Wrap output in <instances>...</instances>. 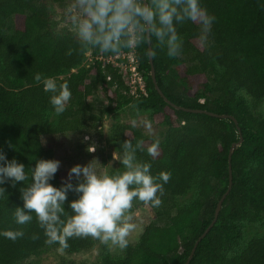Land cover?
<instances>
[{"label": "trees", "instance_id": "obj_1", "mask_svg": "<svg viewBox=\"0 0 264 264\" xmlns=\"http://www.w3.org/2000/svg\"><path fill=\"white\" fill-rule=\"evenodd\" d=\"M200 3L216 17L211 44L203 50L197 45L199 25L191 21L178 25L184 41L182 54L169 58L166 49H156L153 59L157 82L177 105L235 116L243 142L232 156V189L189 264H264V233L242 241L244 223L264 224V0ZM55 4L66 6L65 0H0V150L8 160L24 164L30 175L37 160L56 159L65 134L100 127L104 113L130 103L150 111L152 120L168 124L164 141L127 124L114 127L113 141L122 151L121 143L126 139L133 144L143 140L145 146L159 140L156 159L147 155L146 147L136 155L139 162L151 163L153 176L161 171L172 174L161 197L165 207L153 213L168 224H148L139 243H129L123 257L105 255L98 264H133L135 260L137 264H184L228 189L229 152L240 139L238 126L231 118L177 109L165 101L151 76L147 46L137 48L147 95L125 94L121 75L113 71L114 76L107 80L110 69L115 68L109 64L103 68L98 60L87 69L74 71L84 64L89 50L82 54L71 28L59 26L54 18ZM69 50L71 55L67 54ZM36 73L52 77L58 84L68 83L72 96L63 114L54 111L49 102L52 94L35 82ZM115 81L123 93L117 96L115 105L98 111L90 101L94 90L101 84L107 93L108 84ZM68 171L59 168L49 183L60 187ZM120 171L122 165L110 174ZM25 186L17 182L13 187L11 181L0 185L6 192L0 197V232L17 228L25 231V237L15 242L0 235V264H17L48 246L34 213L32 222L26 225L14 222L15 208L23 207L20 189ZM194 188L193 200L185 204L177 201ZM78 195L68 192L66 211L71 212L69 203ZM186 223L190 224L191 235L182 236L180 241L177 237L185 228L181 224ZM34 233L39 236L35 241L30 239ZM68 243L65 251L78 253L92 249L95 241L73 238Z\"/></svg>", "mask_w": 264, "mask_h": 264}, {"label": "clouds", "instance_id": "obj_2", "mask_svg": "<svg viewBox=\"0 0 264 264\" xmlns=\"http://www.w3.org/2000/svg\"><path fill=\"white\" fill-rule=\"evenodd\" d=\"M63 16L82 54L96 49L100 53L119 55L124 50L147 46L146 52L152 57L159 48L166 49L169 58L182 54L184 41L178 25L188 21L199 25L196 43L203 50L216 20L200 0H70ZM67 54L71 55L72 51ZM34 80L42 84L43 91L52 94L49 102L56 114H63L72 96L68 83L58 84L54 78L41 73H36ZM131 125L143 126L148 135L153 133V125L148 120L133 119ZM145 147L147 155L156 159L159 140L145 146L143 140L133 144L126 139L121 143L122 154L113 153V160L122 164L123 171L115 174L99 171L94 163L97 160L93 159L84 165H73L60 187L49 183L60 168L59 160L39 159L29 175L24 164L8 160L0 150V185L7 181H11L13 187L17 182L26 185L20 189L23 207L17 206L13 213L15 224L22 226L32 222L34 213L46 237L45 243L58 244L60 253L70 246L68 241L73 238H91L109 247L126 249L137 227L134 202L161 207L164 185L172 175L161 171L153 176L151 163L137 160V151H145ZM88 150L94 152L95 146ZM69 191L79 194L69 203L71 212L64 207ZM5 193L0 187V197ZM0 235L15 242L25 237V231L6 229ZM30 239L35 241L39 236L34 233Z\"/></svg>", "mask_w": 264, "mask_h": 264}, {"label": "rangeland", "instance_id": "obj_3", "mask_svg": "<svg viewBox=\"0 0 264 264\" xmlns=\"http://www.w3.org/2000/svg\"><path fill=\"white\" fill-rule=\"evenodd\" d=\"M70 0H65V4L69 3ZM55 20L59 22V26H69L64 19L63 12L64 7L55 4ZM11 28L13 27V20L10 21ZM211 44L210 41L208 45ZM96 49H89L87 52V58L84 64L75 69L74 71H81L87 69L89 66L95 64L98 60L101 62L102 67L105 68L107 65V59L110 56H106L104 53H100L97 51V54L94 53ZM97 57H96V55ZM114 68V67H111ZM109 74L113 77V71L117 72L116 69H110ZM91 80H95V76H90ZM108 80V78H107ZM108 84V83H107ZM107 93L104 92L102 85H97L96 89L93 92L91 97V102L94 106L101 111L109 106H113L116 104V98L123 93V89H119V83L115 81L114 85L108 84ZM118 92L116 95L115 92ZM125 93V92H124ZM114 99L112 100L111 97ZM203 101V100H202ZM136 119L138 122L142 120H148L153 125V133L152 135H148L143 126H138L139 130H141L144 134L148 136L155 137L161 141H164L167 131L168 124L155 122L152 120L150 111L144 110L134 103H130L117 111H110L104 113L103 119L101 121L100 127H91V129L85 133L79 132H69L65 134L62 139V145L56 151V160L60 161V168L69 169L76 164H87L91 160L95 159L97 168L99 171H106L109 174L118 169L122 164L119 161L113 160V153H121L122 151L118 150L113 141V129L118 124H127L131 125V121ZM88 137V139H85ZM95 146V151H89V147ZM196 188L192 189L187 196L177 198V201L181 204H185L195 198ZM159 208H152L151 206L140 205L139 202H134L133 207V215L135 217V223L137 224L136 230L130 235L129 240L133 245H137L140 241L141 235L145 229V227L154 223L156 226H166L168 224L165 218L162 216L154 217L153 213L158 210H162L165 206ZM185 226L183 230V235H178V239L182 241V236H190V224H181ZM257 233H264V224H261L260 221L246 222L243 226V240H248L251 236ZM95 241V240H94ZM126 249L121 250L118 247H109L101 244L99 241H95V244L92 249L88 251H82L78 253H70L68 251H64L60 253L57 251V247L54 245H48L39 254L33 255L28 259L22 260L17 264H98L102 261L105 255H110L113 259L121 258L125 255ZM137 260L134 261L133 264H137Z\"/></svg>", "mask_w": 264, "mask_h": 264}, {"label": "water", "instance_id": "obj_4", "mask_svg": "<svg viewBox=\"0 0 264 264\" xmlns=\"http://www.w3.org/2000/svg\"><path fill=\"white\" fill-rule=\"evenodd\" d=\"M149 61L151 64V76L153 79V82L155 84L156 89L158 90V92L160 93V95L165 99V101H167L169 104H171L172 106H174L177 109H181V110H186L189 112H194V113H205L207 115L210 116H214V117H219V118H231L232 120H234V122L236 123V125L238 126V130L241 134V128L238 125V120L236 119L235 116L230 115V114H218L216 112H212V111H208V110H204V109H194V108H188V107H183L180 105H177L176 103L172 102L162 91V89L160 88L158 82H157V77H156V70H155V66H154V59L153 57L149 54ZM243 142V136L242 134L240 135V139L237 142H234L231 146L230 152H229V186L228 189L226 190V192L223 194V196L221 197V199L219 200L216 209H215V214H214V218L211 221V223L209 224V226L205 229V231L201 234V236L196 240L194 247L187 259V261L184 264H189L190 261L193 259L194 254L196 252V249L198 247V244L200 243V241L209 233V231L212 229V227L214 226V224L216 223L220 211L223 207V202L226 199V197L228 196V194L230 193L232 186H233V168H232V156L234 153V150L236 147L240 146Z\"/></svg>", "mask_w": 264, "mask_h": 264}, {"label": "built area", "instance_id": "obj_5", "mask_svg": "<svg viewBox=\"0 0 264 264\" xmlns=\"http://www.w3.org/2000/svg\"><path fill=\"white\" fill-rule=\"evenodd\" d=\"M113 66L125 84V94H131L134 97L147 95L143 73L138 68L137 49L124 50L119 55H111L106 60ZM111 75L108 76V80Z\"/></svg>", "mask_w": 264, "mask_h": 264}]
</instances>
